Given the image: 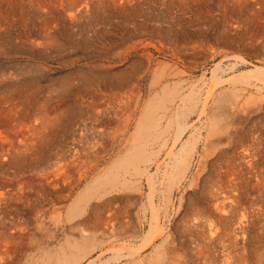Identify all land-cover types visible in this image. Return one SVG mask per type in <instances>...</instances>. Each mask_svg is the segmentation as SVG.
I'll return each instance as SVG.
<instances>
[{"label":"bare ground","instance_id":"bare-ground-1","mask_svg":"<svg viewBox=\"0 0 264 264\" xmlns=\"http://www.w3.org/2000/svg\"><path fill=\"white\" fill-rule=\"evenodd\" d=\"M151 2L171 6L178 4L186 12L191 11L195 13L194 16L199 17L205 13L204 9L214 6L215 11L220 10L225 16L240 18L250 8L261 4L262 0H0V19L8 23L7 20L19 12L23 17V12L27 13L24 7L27 6L35 20H41L34 32V40L29 41L32 33L30 35L25 31L28 34L24 38L25 43L33 48L48 50L53 44L59 47L64 42L57 40L59 38L53 32L60 22L68 25L87 14L89 18L100 22H105L111 16L133 21L140 16L143 6ZM158 32L161 30L157 31L153 26L139 25L134 21L127 38H153L158 36ZM13 39L9 37L7 40ZM82 43H85L84 40ZM228 43L234 42L230 40ZM238 59L241 62L242 58ZM146 66H150L149 59L146 62L143 59L134 61L131 71H123L117 76L82 72L77 85L71 83L72 78L67 79L65 76L66 79L53 86L52 92L55 95L52 93L46 96L45 91L43 92L45 99L38 98L40 91L34 87V82L39 78L34 68L22 72L20 70L18 75L23 78L19 83L0 85V205L8 200L28 202L31 191L36 194L43 190V182L54 189L57 181L48 172L41 173L40 178L37 177L39 182L30 186L28 182H19V177L28 168L36 169L52 159L48 149L54 142L57 131L71 128L73 120L84 112L81 111L82 96L86 95L90 99L93 98L91 95L98 94L99 82L110 89L126 90L135 71ZM221 68V63H217L211 70V85L205 89L203 97L193 91L184 93L185 81L162 83L160 90L144 104L127 148L118 154L106 171L96 174L67 206L64 220L72 223L75 228L73 231L78 232L83 230L81 225H88L94 230L107 222L109 217L105 218L103 214L110 211L115 201L123 206L131 204L137 211L138 208L142 210L145 205L148 207V230L141 236V242L139 245L121 243L113 247L115 254L111 258L112 262L122 263L121 260H125L123 264H183L187 260V264H264V166L259 167L258 163L261 137L254 117L259 111L254 105V98L263 96L264 67L254 66L231 77L229 75L226 79L220 76ZM165 70L163 67L157 69L153 81L158 82ZM169 74L181 76L183 72L176 70ZM0 77L3 81L7 79L4 74ZM78 77L76 78L79 79ZM224 85H229L230 88L220 90ZM236 85L242 87L236 88ZM253 88L255 92H252ZM105 89L107 88L102 90ZM77 98L80 100L79 104L74 101ZM250 120H253L251 125L244 127ZM77 153H73L72 157L69 154L71 160L68 165H88V168L95 166L93 163L89 164L90 160L97 162L98 151L90 154L89 164L82 161L83 158ZM69 155L59 157L63 160ZM33 161H39L40 166L35 164L32 167ZM49 164L45 167L49 168ZM47 168L44 170H48ZM15 181L16 185H13ZM145 188L147 192L144 196ZM187 191L191 194L188 197ZM112 192H121L122 195L117 200L105 198ZM175 193H179L176 199ZM57 195L55 200L59 202L61 197ZM52 200L44 199V204L40 207L55 204V200ZM92 201L99 203L91 205ZM118 210L123 211L121 207ZM87 212L89 213L85 216ZM171 213L178 218L174 233L177 232L181 243L179 246H174L173 234L169 231V226L165 225L166 221L169 223ZM14 221L11 220L10 226L18 227ZM55 221L58 225L62 224L61 215L58 214ZM124 228H121L122 235L128 239L139 236H136L135 229ZM96 234L97 231L87 235L81 232L78 238L66 237L59 249L41 250V256L36 257L37 259L30 258L24 264H98L107 251L103 250V242L98 240ZM17 239L3 234V242L0 243L5 241L9 245H15L23 241ZM158 240L160 243L156 244ZM21 244L19 242L17 247H21ZM98 248L101 255L90 260V256ZM148 248H151L150 254L142 257V253ZM99 264H109V260Z\"/></svg>","mask_w":264,"mask_h":264},{"label":"rangeland","instance_id":"rangeland-1","mask_svg":"<svg viewBox=\"0 0 264 264\" xmlns=\"http://www.w3.org/2000/svg\"><path fill=\"white\" fill-rule=\"evenodd\" d=\"M174 6L168 4L159 5L153 2L148 3V5L143 6L140 16L133 21H125L119 16H111L110 19H106L105 22H100L94 20V18H89L87 14V16L82 15L83 18L80 16L75 21L71 22L74 24L68 23L69 26L60 22V25L57 26L53 32L55 31L56 36L59 38L57 40L61 41V43L64 42L61 44L62 46L59 47L53 44L48 50H42L41 48L37 49L36 47L33 48L25 43L26 39L24 38L27 37L29 33L30 35L32 33L29 41L36 38L34 32L40 23L38 21L41 20H35L36 18L30 13V8H27V6L24 7V11H27V13L23 12V14H25L23 17L21 15L22 13L19 12L17 15L14 14V16H12L14 19L12 17L9 18L7 20L8 23L0 19V75L4 74V78H7L6 80L8 81H3L0 77V85H3V83L17 84L22 80L21 78H23L22 75H18L20 70L22 72V70L34 68L37 70V75H39L37 81L34 82V87L36 86L37 90L40 91L39 99H45V96H43L44 94L46 96L52 93L55 95L56 93L52 92L53 86L62 79H66V77L67 79L72 78L71 83L77 85L82 76V72H99L114 76L123 71H131V65L136 60L143 59L146 62L147 59H149L150 61V66L135 71L133 79L126 90H116L114 88H111V90L108 86L99 82L98 94L91 95L93 98L90 99L86 95L82 96L83 106L81 111L84 112H81L82 115L79 114L78 117L73 120L71 128L57 131L54 142L48 149L49 153L51 152L50 154L53 160H47L44 164H41V166L38 164L39 161H33L34 163H31L33 164L32 167H34L35 164L40 167H36V169L28 168L24 173L25 175L23 174V176L19 177V182H28L30 186L39 182L41 173L45 174L48 172L50 177L57 182L55 183L56 187L54 189L52 186L43 182V190L38 192L39 195L38 193H34V195L32 191L31 193L28 192V196L30 197L28 202L8 200L5 203H1L0 220L2 222L0 223V242H3L1 241L3 234L7 236L12 235L18 238V241L20 239L23 241H19L20 244L22 243L21 247H17L19 242L15 245H9V243L5 241L4 243H0V264H24V262L30 258L35 259L41 256V250L59 249L66 240V237L73 236L71 238H78L81 232L87 235L96 231L98 240L103 242V250L107 251V253L104 254L105 256H101L100 261L98 260V264L100 262L105 263L108 260L109 264H117L118 262L114 263L111 260L115 254L113 247H117L121 245V243L139 245L141 236L148 230V226L146 225L150 217L148 207L145 205L143 206L145 209L143 208L141 210L138 208L137 211L131 204L126 203L123 206V204L121 205L119 202L115 201V203L111 205L110 211L103 214L105 218L109 217L107 222L100 224L94 230L88 225H81L80 227L83 230L78 232V230L73 231L75 228L72 226V223H66L64 220L67 206L71 204L77 193H79L96 174L99 172V174H101L106 171L112 165L118 154L120 152L122 153L127 148V142L130 135L133 133L136 121L141 114L144 104L154 93L160 90L162 83L166 81L171 83L185 81L184 93L193 91L203 97L205 91L211 85V70L217 63H221L222 68L220 76L224 79L229 78V75L231 77L235 73L238 74L239 72L249 70L254 66L264 67V0H262L261 4L250 8L251 11H247L244 13L246 16L243 15V17L240 18L237 16L231 18L230 16H225L220 10L215 11L216 9L212 4V7H209L208 10H203L205 13H202L200 17L194 16L195 13H191V11L189 14L188 11L186 12L185 8H181L178 4ZM208 6H210V4ZM210 8L213 10H210ZM181 11L183 12L181 13ZM149 17L151 20L148 19ZM21 18H23L22 21ZM134 21L139 25H146L148 27L153 26V28H156L157 31L161 30V32H158V36H154L153 38L142 37L134 40L129 39L127 38L128 31L132 30ZM25 25H27V27ZM32 36L34 37L32 38ZM9 37L15 39L11 41L7 40ZM19 37H21V39ZM227 38H229V40H227ZM19 40L20 42L22 41V44ZM83 40L85 43H82ZM230 40L234 43L229 44L228 42ZM239 57L244 61L241 60L240 62L238 59ZM162 67L166 69L164 76L158 82L153 81L157 69ZM176 70L183 72V74H181V76L169 74V72ZM234 87L240 88L242 86L236 85ZM104 88L107 89L102 90ZM227 88H230V86L224 85L219 89ZM219 89H217V91ZM251 90L255 92L254 88ZM44 91L45 93L43 94ZM78 100L79 98L76 100L74 99V101H77L79 104L80 102H78ZM254 102V105H256L259 110L254 117L255 121L258 122L256 123V129L261 137V144L259 146L260 156H258L259 167H261L264 166V90L263 96L254 98ZM251 121L253 120H250V122L248 121L243 126L249 127L252 123ZM261 146L263 147L261 148ZM97 151L99 153L97 162H92L90 160L89 164V157L91 159L90 154L96 153ZM65 153L67 156L70 154L71 157L73 153H77L83 158L82 161L89 165L93 163L95 166L91 168L89 166L88 168V165H82L81 167H77V164L68 165V162L70 164L71 160L70 155L66 157V159L64 157L65 160H61L59 157L62 155L66 156ZM46 164L51 166L47 168L45 167L47 166ZM45 168L48 170H44ZM27 171L29 174H27ZM38 171H40L39 174L37 173ZM16 182L17 181H15L13 185H16ZM183 187L186 188V185ZM143 191V195L145 196L147 189L145 188ZM56 194H58V197H61L59 198V202L55 200ZM186 194V197L191 195L190 191H187ZM121 195V192H112L105 198L117 200ZM178 195L175 193V199ZM51 196L54 197L51 198ZM44 199H48V201L51 202L53 201L52 199H54L55 204L49 203L47 207L42 208L40 206L44 204ZM144 200L143 197V202L145 203ZM157 200L158 198H156V203L158 202ZM12 203L15 204L13 205ZM95 203H99V201H92L91 205ZM19 207L22 209V212ZM120 207L123 213L119 210L117 211ZM123 207H125V209ZM88 213L89 212H87L85 216H87ZM119 213L121 214L118 216ZM58 214L61 215L62 221V224L59 223V225L55 221ZM170 217V224L166 221L165 225L169 226V231L173 234L172 237L175 239V243L173 242L174 246H179L181 243H179L177 232L174 233L177 228L178 218L177 215H173V213L170 214ZM14 219L18 227L10 226L11 220L14 221ZM141 225H143V227H141ZM124 227L126 229L131 228L130 230L135 229L137 232L136 236L139 235L140 237L128 239L123 236L121 228ZM86 230L89 231L87 232ZM142 232L144 233L142 234ZM159 243L160 241L158 240L156 244ZM150 252L151 248H148L141 256L148 257ZM262 252L264 253V246ZM99 255H101V250L99 251L98 248V250L90 256V260L92 258L96 259ZM121 261L123 262L118 264H123L125 262V260ZM186 261L184 260L183 264H187ZM250 264L259 263L250 262Z\"/></svg>","mask_w":264,"mask_h":264}]
</instances>
